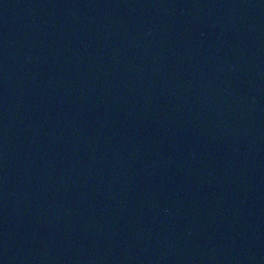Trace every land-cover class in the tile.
<instances>
[{
  "label": "water",
  "instance_id": "1",
  "mask_svg": "<svg viewBox=\"0 0 264 264\" xmlns=\"http://www.w3.org/2000/svg\"><path fill=\"white\" fill-rule=\"evenodd\" d=\"M0 264H264V0H0Z\"/></svg>",
  "mask_w": 264,
  "mask_h": 264
}]
</instances>
